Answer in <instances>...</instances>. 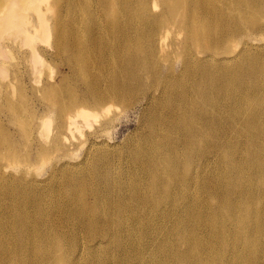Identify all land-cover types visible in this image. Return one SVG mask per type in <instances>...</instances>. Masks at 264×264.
<instances>
[{"label": "bare ground", "instance_id": "obj_1", "mask_svg": "<svg viewBox=\"0 0 264 264\" xmlns=\"http://www.w3.org/2000/svg\"><path fill=\"white\" fill-rule=\"evenodd\" d=\"M48 3L0 0V40L27 43L38 71L48 54L34 38L52 36L51 57L65 56L76 82L69 101L54 94L69 111L55 132L40 121L37 153L86 137L113 107L142 106L143 121L123 151L84 141L82 160L52 165L46 179L9 174L0 264H84L72 230L94 264H264V0H102L105 19L87 25L58 0L50 29ZM29 5L37 15L24 14ZM58 172H69L73 205L50 185Z\"/></svg>", "mask_w": 264, "mask_h": 264}, {"label": "rangeland", "instance_id": "obj_2", "mask_svg": "<svg viewBox=\"0 0 264 264\" xmlns=\"http://www.w3.org/2000/svg\"><path fill=\"white\" fill-rule=\"evenodd\" d=\"M54 1L58 0H49L46 6L47 11L45 14L50 18L48 22L49 29L50 25L55 21V16L53 17L52 13V9L55 7ZM72 4L73 8L76 7L78 11L85 12L83 15H80L82 24L87 25L90 19H101L103 21L106 17L102 0H72ZM33 8L29 5L26 7L24 14L27 16L37 15ZM64 11H67L66 7ZM34 39L35 44L34 42L32 44L38 45L48 54L47 59L43 58L44 64L40 66L38 71L31 64L29 56L24 54L25 52L32 51L27 43L24 42L23 50H20L21 48L16 47V44L22 42L18 37H13L11 40L6 37L0 40L3 43L9 41L11 47L5 48L9 51L7 54H10V57L7 55V58L5 53V65L7 66L8 75L4 77L0 76V187H5L12 181V179H8L9 174L15 175L17 178L23 175L39 180L46 179L50 176L49 172L52 165L72 162V156L75 157L76 161L82 160L87 144L93 141H97L96 143H100L101 141L107 142L111 145H116L117 150L123 151L126 139L140 127L143 121V117L141 116L142 106L130 109L127 112L122 111L121 113L120 106L113 107L106 119L101 118L100 122L94 123L92 128H86V137L72 140L70 136L69 139L64 141V145L62 144L64 146L63 149L50 146V155L47 159L39 155L37 148L44 146L46 142L45 136L40 134V121L46 120L50 124V128H54V132L60 129L59 125L62 122L61 114L68 107L56 104L54 94L61 92L67 95L66 99L69 101V97L72 95V88L76 86V82L75 78H72V72L68 70V62L65 56L58 59L51 57L53 49L47 42L53 43V37L50 36L48 41H44L41 33H39ZM177 57L183 59L184 54L178 53ZM98 63H100V59L95 58L91 66L95 68ZM93 162L92 158L90 163ZM123 163L125 161H122L120 166L123 167ZM130 172L121 175L120 177L122 178H119L118 181L122 184L127 183L130 179ZM68 173H56L57 175L56 177H52L54 180L50 182V185L53 184V187L56 189L55 193L60 194L66 199L72 198L68 203L72 202L73 205L75 197L73 195L76 194V191L66 184ZM90 173H98V171L92 169ZM91 176L95 177L94 175ZM86 193L88 199L92 197L91 192L87 191ZM8 195L4 194L0 197V206L10 202ZM54 222L58 225L59 230L64 229V225L61 224L58 218ZM70 234L68 233V238H70ZM70 241H72V254L79 252L75 257L83 259L82 263L84 264H94L90 259L92 256H87L89 255V251L85 250L80 253L83 249L82 247L87 245L88 238L81 235L78 240L77 235L72 230ZM51 250L48 246L42 248V252L44 253L51 252ZM104 251L101 250L100 252L109 255ZM1 258L2 254H0Z\"/></svg>", "mask_w": 264, "mask_h": 264}]
</instances>
